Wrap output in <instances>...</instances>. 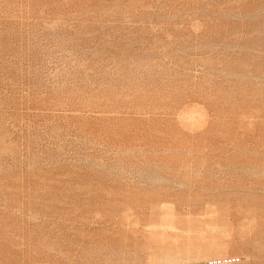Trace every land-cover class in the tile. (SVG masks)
Segmentation results:
<instances>
[{
    "label": "rangeland",
    "instance_id": "374dc122",
    "mask_svg": "<svg viewBox=\"0 0 264 264\" xmlns=\"http://www.w3.org/2000/svg\"><path fill=\"white\" fill-rule=\"evenodd\" d=\"M226 257L264 264V0H0V264Z\"/></svg>",
    "mask_w": 264,
    "mask_h": 264
},
{
    "label": "built area",
    "instance_id": "2783aa9c",
    "mask_svg": "<svg viewBox=\"0 0 264 264\" xmlns=\"http://www.w3.org/2000/svg\"><path fill=\"white\" fill-rule=\"evenodd\" d=\"M239 260L235 257H226L224 259H217L210 262V264H234Z\"/></svg>",
    "mask_w": 264,
    "mask_h": 264
},
{
    "label": "bare ground",
    "instance_id": "6f19581e",
    "mask_svg": "<svg viewBox=\"0 0 264 264\" xmlns=\"http://www.w3.org/2000/svg\"><path fill=\"white\" fill-rule=\"evenodd\" d=\"M166 228V227H165Z\"/></svg>",
    "mask_w": 264,
    "mask_h": 264
}]
</instances>
